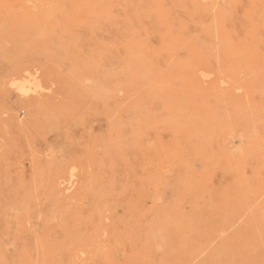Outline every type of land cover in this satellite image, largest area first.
I'll use <instances>...</instances> for the list:
<instances>
[{"label":"rangeland","instance_id":"1","mask_svg":"<svg viewBox=\"0 0 264 264\" xmlns=\"http://www.w3.org/2000/svg\"><path fill=\"white\" fill-rule=\"evenodd\" d=\"M0 264H264V0H0Z\"/></svg>","mask_w":264,"mask_h":264}]
</instances>
